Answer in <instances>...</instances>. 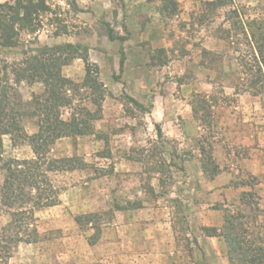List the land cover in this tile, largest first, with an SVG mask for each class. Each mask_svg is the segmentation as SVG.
Returning <instances> with one entry per match:
<instances>
[{"label": "rangeland", "instance_id": "374dc122", "mask_svg": "<svg viewBox=\"0 0 264 264\" xmlns=\"http://www.w3.org/2000/svg\"><path fill=\"white\" fill-rule=\"evenodd\" d=\"M38 62L71 81L62 115L95 136L69 154L76 169L50 173L60 202L35 210L39 241L0 264H212L229 260L231 216L264 241V0H0V133L14 146L30 144L15 110H35L16 80ZM4 135L0 232L4 163L25 160Z\"/></svg>", "mask_w": 264, "mask_h": 264}, {"label": "trees", "instance_id": "16d2710c", "mask_svg": "<svg viewBox=\"0 0 264 264\" xmlns=\"http://www.w3.org/2000/svg\"><path fill=\"white\" fill-rule=\"evenodd\" d=\"M88 57L84 61L88 62ZM38 62L37 67H33L29 73H22L17 77L16 83L27 82L34 84L43 82L46 88L44 96H33L34 108L32 112L15 110L13 119L17 129H22L20 119L26 115L37 117L39 131L33 136H29L30 145L35 153L33 159H11L4 163L3 169L6 171L2 186V204L11 210L10 222L0 232V257L11 258L12 251L20 243H35L40 239V233L35 222V210L40 208L58 205L59 189L53 184L50 173L58 171L74 170L71 166L70 158H50L53 144L63 137H75L89 134L85 129H81L80 124L71 118L66 121L62 118V109L71 106L72 100L65 95V88L71 81L64 78L61 70H54L49 62ZM35 64V65H36ZM89 68V63L86 64ZM98 83V82H95ZM99 103H94L97 111L102 112V102L106 98L101 94ZM88 114H92L87 110ZM158 134L161 136V129L157 126ZM0 134H11L9 130L1 131ZM18 205V208H16ZM86 218H91L89 215ZM84 219V218H83ZM82 217H77L76 222L82 225ZM238 217L231 216L225 221V235L227 242L231 241L229 247V260L231 264H264V241L256 245L247 239L249 230L244 223L238 221ZM12 230L13 235L8 233ZM204 231L211 229L206 227ZM209 236H215L210 234Z\"/></svg>", "mask_w": 264, "mask_h": 264}, {"label": "crops", "instance_id": "0c3cea01", "mask_svg": "<svg viewBox=\"0 0 264 264\" xmlns=\"http://www.w3.org/2000/svg\"><path fill=\"white\" fill-rule=\"evenodd\" d=\"M29 89H30V91H32L31 94H35L37 96H44L46 93V88H45L44 84L41 82L29 85ZM108 103H109L108 98L106 97L102 102V113H103L104 117H106V115L108 113V109H107ZM62 118L66 121L71 120V116L62 115ZM20 123H21L25 137L33 136V135L37 134L39 131L37 117H34L32 115L23 116L20 119ZM92 136H95V135L86 134V135H80V136H75V137L60 138L51 147L49 155L56 158V159L69 158L70 157L69 154L71 152L73 153L77 149L76 146H78V147L81 146L82 142H84L87 138L92 137ZM3 137H4V139L6 137H8L10 139V143H11L10 148L12 149L14 156L18 157L19 159L35 158V153H34L30 144H20L18 146H14L13 141L11 140V134L4 135ZM75 143L77 145H75ZM7 146H9V144ZM219 193L220 192L218 190H215L211 195H213L217 199V196L220 195ZM203 238L206 239L205 241H207L209 243H212V241H215V239H217V238L212 237V236H206ZM203 238H201V239H203ZM209 249L207 247V250L209 253L213 252L212 248H209ZM213 260L214 259L212 258L211 262ZM220 262H222L223 264H231L230 261L226 257H222L220 259ZM220 262L213 261L212 264H220ZM201 263H203V260H201L200 264ZM193 264H196V262H194Z\"/></svg>", "mask_w": 264, "mask_h": 264}]
</instances>
